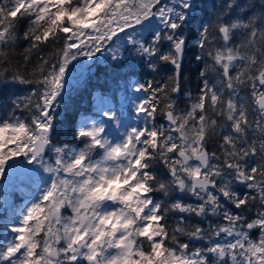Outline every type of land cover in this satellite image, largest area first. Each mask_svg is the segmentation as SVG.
Listing matches in <instances>:
<instances>
[{
	"label": "snow or ice",
	"instance_id": "1",
	"mask_svg": "<svg viewBox=\"0 0 264 264\" xmlns=\"http://www.w3.org/2000/svg\"><path fill=\"white\" fill-rule=\"evenodd\" d=\"M0 221V264H264V0H0Z\"/></svg>",
	"mask_w": 264,
	"mask_h": 264
},
{
	"label": "trees",
	"instance_id": "2",
	"mask_svg": "<svg viewBox=\"0 0 264 264\" xmlns=\"http://www.w3.org/2000/svg\"><path fill=\"white\" fill-rule=\"evenodd\" d=\"M219 3V0H216ZM211 3V0H209ZM94 68L92 73H88L87 77L83 80V82L74 83L73 91H72V100L76 101V104L79 106L81 112L85 109H92V104L89 103L90 100H93V97L101 91L100 86L107 87L108 89H114L116 85L112 82L111 78H106L103 73L97 74L98 68H105L104 64H98L96 62L91 63ZM171 66L164 67L156 79L165 78L170 74ZM152 76H144L142 79H151ZM183 79L185 80L184 88L185 90L195 92L197 88V73H196V64L191 61V57L186 59L185 61V71L183 74ZM21 89H24L25 86H19ZM22 94V93H21ZM131 95V93H129ZM119 99V93H118ZM94 103V100H93ZM94 110V109H93ZM127 112V110H126ZM85 115H91L92 112H84ZM80 114L77 113L76 119L79 120ZM135 119V116H133ZM23 199L21 198L18 201V204H22ZM3 230L2 221H0V231Z\"/></svg>",
	"mask_w": 264,
	"mask_h": 264
},
{
	"label": "rangeland",
	"instance_id": "3",
	"mask_svg": "<svg viewBox=\"0 0 264 264\" xmlns=\"http://www.w3.org/2000/svg\"><path fill=\"white\" fill-rule=\"evenodd\" d=\"M87 69H88V68H87ZM87 69H86L82 74H79V73L76 72L75 69H73V68L70 66V71H72V72L74 73V75H77V76H78V79H79L82 75H84V73L87 71Z\"/></svg>",
	"mask_w": 264,
	"mask_h": 264
},
{
	"label": "flooded vegetation",
	"instance_id": "4",
	"mask_svg": "<svg viewBox=\"0 0 264 264\" xmlns=\"http://www.w3.org/2000/svg\"><path fill=\"white\" fill-rule=\"evenodd\" d=\"M85 74H86V76L88 75L87 72H85L84 75H85ZM86 76H85V77H86Z\"/></svg>",
	"mask_w": 264,
	"mask_h": 264
},
{
	"label": "water",
	"instance_id": "5",
	"mask_svg": "<svg viewBox=\"0 0 264 264\" xmlns=\"http://www.w3.org/2000/svg\"><path fill=\"white\" fill-rule=\"evenodd\" d=\"M92 71V70H91ZM83 78L79 79V81H82Z\"/></svg>",
	"mask_w": 264,
	"mask_h": 264
}]
</instances>
